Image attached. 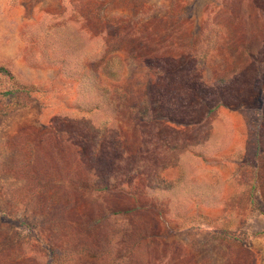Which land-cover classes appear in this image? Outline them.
<instances>
[{
	"label": "rangeland",
	"instance_id": "1",
	"mask_svg": "<svg viewBox=\"0 0 264 264\" xmlns=\"http://www.w3.org/2000/svg\"><path fill=\"white\" fill-rule=\"evenodd\" d=\"M0 264H264V0H0Z\"/></svg>",
	"mask_w": 264,
	"mask_h": 264
},
{
	"label": "trees",
	"instance_id": "2",
	"mask_svg": "<svg viewBox=\"0 0 264 264\" xmlns=\"http://www.w3.org/2000/svg\"><path fill=\"white\" fill-rule=\"evenodd\" d=\"M0 74L3 75V76H5V77H8L10 79H13L12 74L8 70H6L5 68H3V67H0Z\"/></svg>",
	"mask_w": 264,
	"mask_h": 264
}]
</instances>
